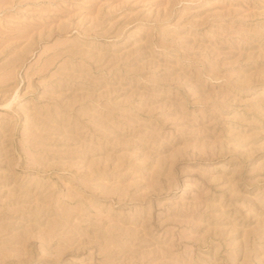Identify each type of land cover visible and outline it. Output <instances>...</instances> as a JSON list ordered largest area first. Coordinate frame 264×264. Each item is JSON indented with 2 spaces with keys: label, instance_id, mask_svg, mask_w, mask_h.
Listing matches in <instances>:
<instances>
[{
  "label": "rangeland",
  "instance_id": "obj_1",
  "mask_svg": "<svg viewBox=\"0 0 264 264\" xmlns=\"http://www.w3.org/2000/svg\"><path fill=\"white\" fill-rule=\"evenodd\" d=\"M0 264H264V0H0Z\"/></svg>",
  "mask_w": 264,
  "mask_h": 264
},
{
  "label": "bare ground",
  "instance_id": "obj_2",
  "mask_svg": "<svg viewBox=\"0 0 264 264\" xmlns=\"http://www.w3.org/2000/svg\"><path fill=\"white\" fill-rule=\"evenodd\" d=\"M7 104H8V103H7ZM7 104L5 103L6 107H7V106L9 107L10 105H9V104L7 105ZM3 105H4V104H3ZM4 107H5V106H4Z\"/></svg>",
  "mask_w": 264,
  "mask_h": 264
}]
</instances>
